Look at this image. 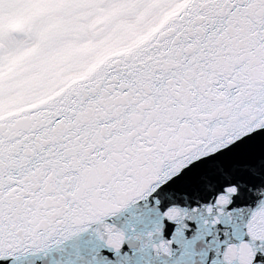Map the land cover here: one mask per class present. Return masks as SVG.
<instances>
[{
    "label": "snow or ice",
    "instance_id": "1",
    "mask_svg": "<svg viewBox=\"0 0 264 264\" xmlns=\"http://www.w3.org/2000/svg\"><path fill=\"white\" fill-rule=\"evenodd\" d=\"M0 264H264V0H0Z\"/></svg>",
    "mask_w": 264,
    "mask_h": 264
}]
</instances>
